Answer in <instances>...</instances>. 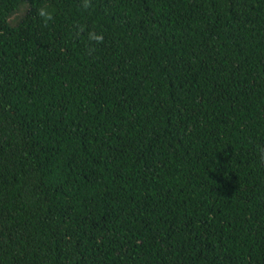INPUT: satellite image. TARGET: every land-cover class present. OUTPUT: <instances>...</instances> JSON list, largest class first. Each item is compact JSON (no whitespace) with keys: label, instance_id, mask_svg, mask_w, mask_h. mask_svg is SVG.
Returning <instances> with one entry per match:
<instances>
[{"label":"trees","instance_id":"16d2710c","mask_svg":"<svg viewBox=\"0 0 264 264\" xmlns=\"http://www.w3.org/2000/svg\"><path fill=\"white\" fill-rule=\"evenodd\" d=\"M25 2L9 26L0 0V264H264V0Z\"/></svg>","mask_w":264,"mask_h":264},{"label":"clouds","instance_id":"9594fccd","mask_svg":"<svg viewBox=\"0 0 264 264\" xmlns=\"http://www.w3.org/2000/svg\"><path fill=\"white\" fill-rule=\"evenodd\" d=\"M84 8L87 9L89 7V0H84ZM37 14L40 18H42L45 22L53 19L55 14V9L52 8L49 4H35ZM30 8V5L25 2V0H18V3L14 9V11L5 18V23L9 26H13L19 22L20 18L25 14V12ZM104 36L102 34H97L95 32L89 33V40L94 41L97 44L102 42Z\"/></svg>","mask_w":264,"mask_h":264}]
</instances>
